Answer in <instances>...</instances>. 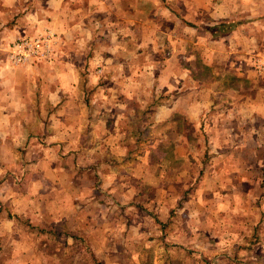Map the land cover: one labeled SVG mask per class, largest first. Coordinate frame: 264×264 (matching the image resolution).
<instances>
[{
	"label": "rangeland",
	"instance_id": "1",
	"mask_svg": "<svg viewBox=\"0 0 264 264\" xmlns=\"http://www.w3.org/2000/svg\"><path fill=\"white\" fill-rule=\"evenodd\" d=\"M130 5L144 15H129ZM120 7L138 29L116 31L112 17L104 16L93 32L96 19L89 18L75 40L85 42V56L77 53L81 62L74 67L87 106L66 113L70 134L78 127L81 134L58 146L59 155L76 154L65 169L69 187L60 176L49 186L43 163L37 172L30 167L23 146L17 165L0 153V264H264V111L257 119L253 107L242 104L256 98L264 107V92L259 97L235 78L240 51H217L204 29L212 22L202 14L242 11L246 18L264 11V0H121ZM46 33L49 60H10L16 41ZM113 39L115 52L108 46ZM66 41L50 29L16 38L6 50L7 67L44 63L59 73L63 67L54 66ZM86 44L102 46L103 57L86 59L93 52ZM245 57L264 89V51ZM197 83L212 84L217 94ZM228 84L238 87V96L225 90ZM228 105L236 107L230 116ZM52 114L54 121L62 115L60 109ZM216 120L223 128H215ZM59 183L64 191H55ZM38 195L52 198L31 219Z\"/></svg>",
	"mask_w": 264,
	"mask_h": 264
},
{
	"label": "crops",
	"instance_id": "2",
	"mask_svg": "<svg viewBox=\"0 0 264 264\" xmlns=\"http://www.w3.org/2000/svg\"><path fill=\"white\" fill-rule=\"evenodd\" d=\"M120 3L121 0H0V153L5 152L6 155L8 154L16 164V161L19 159L17 154L18 148L23 146L21 147L24 150L22 158L25 161H31L30 164L32 166L30 167L37 172L39 163H43L45 169L42 176L50 178L49 186L57 184L56 180L60 176L61 183L66 185V188L69 187L70 183L65 184L66 182H63L64 177L68 176L65 173V169H68V161L75 160L76 154L60 151L59 155L58 146L64 149L63 147L65 146L60 144L63 142L70 143V136H79L81 134L79 127L76 134H73V132L70 134L69 124L67 119L65 120L66 113L72 111L70 108L84 111L87 106L86 94L79 86V73L74 67V65H78L81 62L79 57H77V53L83 54V57L85 56V53H83L85 44L83 39L75 42L83 34L80 24H84V20L88 21L89 18L90 20L95 18L94 23H96V26L93 25L90 31L96 32L99 25L103 26L102 22L104 20L101 21V17L106 16L108 18L112 17L114 24L118 25L119 29L116 31L122 27H133L132 23H130L132 18L122 14L124 11H120ZM142 6H144V1L140 2V8ZM127 10L129 15L132 13L144 15V11H134L131 5ZM248 13L250 15L242 18V11L202 12L212 22L206 24L209 27L219 23L227 24L228 30L225 34L214 36L207 28L204 29L213 38L212 41L218 43L217 47L214 46L217 51H222L225 54H230L231 50L240 51L238 54H241V63H237L240 65V68L234 76L237 80H246L250 84L251 91H256V95L260 97V92H264V89L260 88L256 72L253 71L251 65L247 64L248 61L245 55L261 49L264 51V11H251ZM173 14L174 16H179L178 13L173 12ZM145 26L149 25H144L143 21L141 29L144 30ZM136 27L130 28L129 31L131 29H138ZM45 29L52 30L58 35L59 40L61 38L62 40L63 38L67 39L61 49L63 57L59 61L57 60L54 66L56 69V65L60 64L63 67L62 70L58 73L56 70L53 71L50 65L48 66L44 63L28 66L27 68L16 67L14 70L12 69L13 71L9 70L6 59L8 45L16 38L40 34ZM226 40L229 47L227 44L225 45ZM118 44V40L113 39L108 44L109 49H112L113 52L117 51ZM85 47L89 49L93 48L91 56L85 57L86 59L93 57L100 59L103 57L101 51L105 49L102 46L86 44ZM56 48H59L58 45ZM65 48L67 49L64 52ZM69 48L71 50H68ZM212 51L214 50H210V52ZM110 57H114V55H110ZM242 64L244 65L242 66ZM59 78H63L64 81L59 80ZM228 85V88L225 90L233 94L232 98L238 96V87L234 90L230 84ZM211 86L212 84L201 85L199 83L197 87L204 92H216L211 89ZM255 99L253 98L251 101L243 100L242 104L250 108L253 107V111L257 113L256 118L258 119L262 115L264 107H261L260 99ZM262 102L264 105V97L262 98ZM212 108H215V106ZM54 109H60L62 113L58 121L52 120ZM224 109V112L230 116L233 112L232 110H236V107L228 105ZM244 109L245 107L241 105V110L244 111ZM35 113L40 114L34 117ZM189 118L191 119L192 117L189 116ZM242 120L244 122V119ZM206 122L209 121L206 120ZM229 123L230 126L235 123L233 118L229 120ZM240 123H242L240 119L236 120V126H238L237 124L240 125ZM212 124L215 125V128H223L218 120L212 121ZM216 135H211V141ZM39 143H43L42 148ZM67 148L69 149V145H67ZM56 160H60L63 163L61 165L57 164ZM81 177V181L85 179L84 174ZM107 177L111 178L109 174ZM58 185L60 187L55 191L59 190L61 192V190L64 191L66 189L64 185L62 186L60 183ZM54 189V187H50L51 192ZM92 190L94 189L92 188ZM48 198H52V195ZM48 198L47 200H49ZM30 199L32 198L30 197ZM47 200L40 195L34 198L30 205V211L32 212L31 219L35 213L41 212L40 208L46 206Z\"/></svg>",
	"mask_w": 264,
	"mask_h": 264
},
{
	"label": "built area",
	"instance_id": "3",
	"mask_svg": "<svg viewBox=\"0 0 264 264\" xmlns=\"http://www.w3.org/2000/svg\"><path fill=\"white\" fill-rule=\"evenodd\" d=\"M10 60L16 64H22L29 59L49 60L52 56V43L50 33L39 36L34 39H22L12 45ZM263 69L260 66L261 70Z\"/></svg>",
	"mask_w": 264,
	"mask_h": 264
},
{
	"label": "trees",
	"instance_id": "4",
	"mask_svg": "<svg viewBox=\"0 0 264 264\" xmlns=\"http://www.w3.org/2000/svg\"><path fill=\"white\" fill-rule=\"evenodd\" d=\"M207 30L213 34V35H217L218 33L219 34H224L227 32V24L225 23H219V24H216V25H213V26H210V27H207ZM49 233H53V231H49ZM51 240H53V238H51Z\"/></svg>",
	"mask_w": 264,
	"mask_h": 264
}]
</instances>
